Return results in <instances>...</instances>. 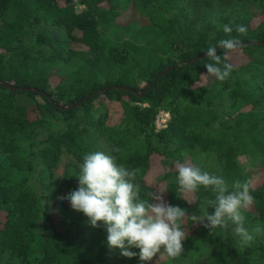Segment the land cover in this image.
<instances>
[{
  "label": "trees",
  "instance_id": "1",
  "mask_svg": "<svg viewBox=\"0 0 264 264\" xmlns=\"http://www.w3.org/2000/svg\"><path fill=\"white\" fill-rule=\"evenodd\" d=\"M81 1L79 11L74 0H0V264H149L109 249L106 230L60 199L77 189L83 155L98 150L96 136L109 142L118 165L137 170L142 199L163 191L166 202L186 210L184 251L160 264L182 262L202 245L196 264H264V231L243 246L233 226L211 233L191 219L214 193L180 192L176 167L197 166L230 188L236 179L249 181L254 203L243 212L245 227L264 229V175L250 177L240 162L264 161V0H220L242 4L233 16L201 26L181 0ZM131 7L140 8L144 23L119 25ZM226 24L244 25L247 34L229 36ZM60 28L90 48L71 72L57 71L77 61ZM227 38L245 43L227 54L230 77H202L211 61L193 59ZM59 99L64 106L82 102L62 108ZM161 111L170 118L158 129ZM65 152L75 162L57 174Z\"/></svg>",
  "mask_w": 264,
  "mask_h": 264
},
{
  "label": "clouds",
  "instance_id": "2",
  "mask_svg": "<svg viewBox=\"0 0 264 264\" xmlns=\"http://www.w3.org/2000/svg\"><path fill=\"white\" fill-rule=\"evenodd\" d=\"M235 30L240 35L247 34V27L236 24L223 25V32L230 36ZM237 38H227L210 45L205 51L209 63L202 77L212 76L223 82L233 71L227 63V54L241 47ZM224 52V58L218 54ZM119 152V148H114ZM179 191L192 194L200 187L210 189L214 199L205 200L200 207L203 216L193 215L191 219L210 230L227 229L233 226L234 234L243 246H249L254 239L252 232L262 233L257 226L252 232L245 227L244 210L254 203L250 194L249 181L236 179L231 188L223 177L210 174L197 166L177 163ZM77 189L66 199L74 211L82 212L94 228L103 227L107 232L109 249H119L123 257H139L141 262L152 261L154 257H179L184 251L183 241L187 238L182 228L186 210L165 201L163 191L149 193L151 201L142 199L140 185L135 183L137 170H129L118 165L114 156L102 151L87 153L79 164ZM213 211L209 213L208 209ZM206 221V223H205ZM139 249V252L130 249Z\"/></svg>",
  "mask_w": 264,
  "mask_h": 264
},
{
  "label": "rangeland",
  "instance_id": "3",
  "mask_svg": "<svg viewBox=\"0 0 264 264\" xmlns=\"http://www.w3.org/2000/svg\"><path fill=\"white\" fill-rule=\"evenodd\" d=\"M75 8L79 11L83 10L84 7H80L79 3L74 1ZM181 3L186 5L191 12V15L194 19V22L197 26H201L206 24L216 18L229 15L233 16L235 13V9L238 8L242 4V2L237 3V1H231L229 3H224L220 0H181ZM2 22V18L0 16V23ZM131 24V25H140L144 23L143 16L141 13L140 8L138 7H131L125 10L122 15L118 18V24ZM59 38L60 41L69 49L74 48L77 51V61L69 62L67 64H61L57 67V71L61 72H71L73 69L79 68V63L77 62H84L85 59L89 58L91 55L90 48L87 46L78 43V42H71L67 37V34L63 28L59 29ZM76 62V63H75ZM24 102H27L30 106L32 103L26 97L21 98ZM39 100H42L39 97ZM30 103V104H29ZM60 106H64V101L59 99ZM111 115L117 117V114L111 112ZM165 117V116H164ZM118 123H125V120L122 117L117 120ZM53 126L55 129L60 128L62 125L58 124L57 122H53ZM158 128V127H157ZM159 129V128H158ZM98 143V150L105 152L106 154L112 155L111 147L109 142L104 137H97ZM75 162V159L69 153H64L59 161V164L56 168L57 174H62L66 168V165L69 163ZM242 169L247 174L250 175L252 178H257L258 176L264 175V161L262 159H241ZM201 214L199 217H202ZM233 230V228H232ZM252 232V230L250 231ZM234 233V232H233ZM254 239L256 237V233L252 232ZM236 236V235H235ZM237 237V236H236ZM238 241L239 238L237 237ZM253 239V240H254ZM240 243V241H239ZM205 249V245H202L200 250L194 251L189 250L185 253V257H183L182 262H178L175 264H196L200 259L199 252ZM167 256L159 257L157 255L153 258L152 261H149V264H160L161 262L167 260Z\"/></svg>",
  "mask_w": 264,
  "mask_h": 264
},
{
  "label": "water",
  "instance_id": "4",
  "mask_svg": "<svg viewBox=\"0 0 264 264\" xmlns=\"http://www.w3.org/2000/svg\"><path fill=\"white\" fill-rule=\"evenodd\" d=\"M261 43H264V41H261ZM245 43H241V46H243ZM205 57V53L204 54H201L199 55L198 57L194 58L193 60H198V59H201V58H204ZM165 72V71H164ZM8 87L11 89V90H17V89H25V90H32L33 88L32 87H16V86H13V85H8ZM101 91H96L92 94H88L87 96L84 97L83 100H87L89 99L90 97L93 96V94H98L100 93ZM82 101H77L75 103H72L70 105H65V106H59V107H62V108H72V107H75L76 105L80 104ZM55 105H57L55 103Z\"/></svg>",
  "mask_w": 264,
  "mask_h": 264
},
{
  "label": "built area",
  "instance_id": "5",
  "mask_svg": "<svg viewBox=\"0 0 264 264\" xmlns=\"http://www.w3.org/2000/svg\"><path fill=\"white\" fill-rule=\"evenodd\" d=\"M79 3L80 7H84L85 5L81 0H74ZM165 116V117H164ZM170 118V114L165 111H161L156 118V125L159 129H163L167 126L168 119Z\"/></svg>",
  "mask_w": 264,
  "mask_h": 264
}]
</instances>
